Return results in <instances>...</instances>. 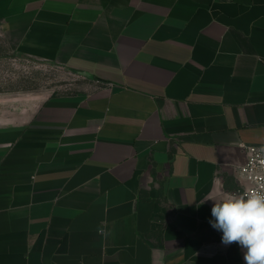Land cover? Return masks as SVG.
<instances>
[{
  "label": "crops",
  "instance_id": "crops-1",
  "mask_svg": "<svg viewBox=\"0 0 264 264\" xmlns=\"http://www.w3.org/2000/svg\"><path fill=\"white\" fill-rule=\"evenodd\" d=\"M0 34L85 82L0 107V264H244L206 199L264 143V0H0Z\"/></svg>",
  "mask_w": 264,
  "mask_h": 264
},
{
  "label": "rangeland",
  "instance_id": "rangeland-1",
  "mask_svg": "<svg viewBox=\"0 0 264 264\" xmlns=\"http://www.w3.org/2000/svg\"><path fill=\"white\" fill-rule=\"evenodd\" d=\"M84 85L82 78L64 67L13 51L0 34L1 108L20 107L27 99L69 94Z\"/></svg>",
  "mask_w": 264,
  "mask_h": 264
},
{
  "label": "clouds",
  "instance_id": "clouds-1",
  "mask_svg": "<svg viewBox=\"0 0 264 264\" xmlns=\"http://www.w3.org/2000/svg\"><path fill=\"white\" fill-rule=\"evenodd\" d=\"M206 200L213 201L209 223L222 232V243L238 244L244 264H264V182Z\"/></svg>",
  "mask_w": 264,
  "mask_h": 264
},
{
  "label": "built area",
  "instance_id": "built-area-1",
  "mask_svg": "<svg viewBox=\"0 0 264 264\" xmlns=\"http://www.w3.org/2000/svg\"><path fill=\"white\" fill-rule=\"evenodd\" d=\"M247 155L246 164L241 167L240 172L246 182L234 193L242 194L247 187H255L264 182V143L260 145H243Z\"/></svg>",
  "mask_w": 264,
  "mask_h": 264
}]
</instances>
